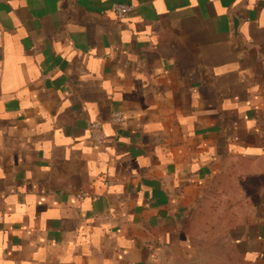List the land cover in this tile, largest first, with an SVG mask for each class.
Returning <instances> with one entry per match:
<instances>
[{
	"label": "crops",
	"instance_id": "1",
	"mask_svg": "<svg viewBox=\"0 0 264 264\" xmlns=\"http://www.w3.org/2000/svg\"><path fill=\"white\" fill-rule=\"evenodd\" d=\"M214 236L264 264V0H0V264H203Z\"/></svg>",
	"mask_w": 264,
	"mask_h": 264
},
{
	"label": "built area",
	"instance_id": "2",
	"mask_svg": "<svg viewBox=\"0 0 264 264\" xmlns=\"http://www.w3.org/2000/svg\"><path fill=\"white\" fill-rule=\"evenodd\" d=\"M134 6L129 3H115L113 5V11L117 19L124 20L128 14L133 10ZM110 120L115 124H121L125 120L123 113L115 111L111 114ZM90 139L96 147H103L107 141V135L103 130V123L101 120H93L88 125ZM111 180H106L105 184L110 185ZM87 193L83 192L78 195V198L82 199Z\"/></svg>",
	"mask_w": 264,
	"mask_h": 264
},
{
	"label": "rangeland",
	"instance_id": "3",
	"mask_svg": "<svg viewBox=\"0 0 264 264\" xmlns=\"http://www.w3.org/2000/svg\"><path fill=\"white\" fill-rule=\"evenodd\" d=\"M214 237L200 239V244L204 246V249L210 251L209 254L204 255V258H201L203 264H245L234 254L233 250L229 254L225 241L220 237Z\"/></svg>",
	"mask_w": 264,
	"mask_h": 264
}]
</instances>
